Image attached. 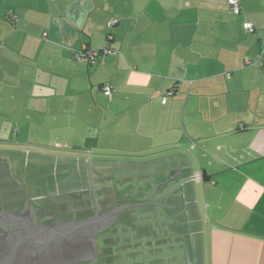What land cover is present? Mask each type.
<instances>
[{
    "label": "crops",
    "instance_id": "crops-1",
    "mask_svg": "<svg viewBox=\"0 0 264 264\" xmlns=\"http://www.w3.org/2000/svg\"><path fill=\"white\" fill-rule=\"evenodd\" d=\"M226 1L0 0V134L33 148H0V169L81 218L168 191L119 216L136 264H264V0ZM83 47L115 55L78 62Z\"/></svg>",
    "mask_w": 264,
    "mask_h": 264
},
{
    "label": "water",
    "instance_id": "water-1",
    "mask_svg": "<svg viewBox=\"0 0 264 264\" xmlns=\"http://www.w3.org/2000/svg\"><path fill=\"white\" fill-rule=\"evenodd\" d=\"M97 141V137L86 138L84 148L88 151L96 149ZM179 174V171H175L162 178L153 195L158 186L176 179ZM201 178L204 180V173ZM152 197L142 204L117 205L102 215L95 205V213L88 219L48 226L29 225V222L23 221L27 219L26 214L0 215V264H77L90 257L95 258L94 238L111 227L123 212L133 208L153 207V201L159 197Z\"/></svg>",
    "mask_w": 264,
    "mask_h": 264
},
{
    "label": "rangeland",
    "instance_id": "rangeland-1",
    "mask_svg": "<svg viewBox=\"0 0 264 264\" xmlns=\"http://www.w3.org/2000/svg\"><path fill=\"white\" fill-rule=\"evenodd\" d=\"M228 10H229V7H228ZM230 13L232 14V12ZM13 132H17V129L11 130L9 128V129L2 130L0 135L2 136V138H5V141L8 142L9 144L0 145V148H10L11 147L13 148L14 151H20L24 153L29 152V150L30 151L33 150L32 146L30 147V146L23 145V144H16L19 138L12 137L11 133ZM8 135L10 136V138L7 137ZM53 145L55 146H50L51 147L50 150L54 149L53 150L54 153H57L55 156H60V155L66 156L65 154L68 153L67 151H71V148L69 146H63V144H59L61 146H59L58 144H53ZM58 148L64 149V153H62ZM74 157H78V156H74ZM101 159H104L106 163H111V162L122 163V160H124V157L117 156V155L113 156V155H110V153H107ZM32 160L33 159L31 157H29L28 159L24 158V160H22L23 162L21 161L20 164H25V165L28 164L27 180L29 181V183H31V185H37L38 179L37 177H35V174H34L35 172L34 166H33L34 161ZM31 204L35 205L36 202L33 201L31 202ZM51 210L55 212L56 209L51 208ZM120 223L121 224H118V226L116 227H112V228L110 227L109 229H107L108 230V231L106 230L107 233L105 232L103 236H100L96 240V248L99 251L101 264H136V262L139 261L140 257H137V258L135 257L136 248H135V242L132 238L133 236L131 235V233L127 231L128 227H125V226L122 227V218H121ZM138 253L139 252H137V254Z\"/></svg>",
    "mask_w": 264,
    "mask_h": 264
},
{
    "label": "flooded vegetation",
    "instance_id": "flooded-vegetation-1",
    "mask_svg": "<svg viewBox=\"0 0 264 264\" xmlns=\"http://www.w3.org/2000/svg\"><path fill=\"white\" fill-rule=\"evenodd\" d=\"M55 212L49 207H35L31 204L30 198L26 196L17 183L8 178L6 171L0 169V215H22L26 214L27 219L23 221L29 222V225L33 227L48 226L58 223H72L78 222L89 217H85L79 220L73 211H65L64 209L55 208ZM121 218H117V221L111 226L116 227L121 224ZM110 228V227H109ZM108 228V229H109ZM108 231V230H107ZM107 231H105L107 233ZM2 229H0V233ZM105 232L98 234L94 238L96 256L90 257L86 260L78 262L77 264H101L99 251L96 248V240L105 234Z\"/></svg>",
    "mask_w": 264,
    "mask_h": 264
},
{
    "label": "built area",
    "instance_id": "built-area-1",
    "mask_svg": "<svg viewBox=\"0 0 264 264\" xmlns=\"http://www.w3.org/2000/svg\"><path fill=\"white\" fill-rule=\"evenodd\" d=\"M226 3H227V6L229 7V10L232 12V14H234V15L240 14L241 9H240V5H239L237 0H227ZM6 20L13 25L16 23V16L13 14L12 11L7 12ZM115 23H116L115 21H110L109 25H114ZM243 28L249 33L254 32V28L250 23H245L243 25ZM1 46L2 45L0 42V48H1ZM109 55H115V53L112 50H110L109 48H105L102 50H97V49L91 50V49H87V48L83 47L80 51L75 52L74 58L78 62L85 61V62L91 64V63L97 62L99 59L106 58ZM246 64L248 65L249 62H246ZM102 91H103L104 96H106V97L111 96V93H112L111 87L105 86L102 88ZM174 91H175V89L173 88V89L165 92V96L162 98V104L166 103L167 97L172 96L175 93ZM194 179L198 180V177H194Z\"/></svg>",
    "mask_w": 264,
    "mask_h": 264
}]
</instances>
